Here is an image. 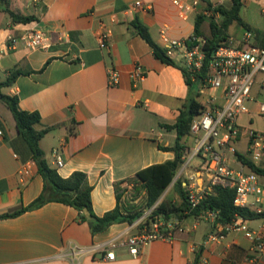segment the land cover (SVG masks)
Returning <instances> with one entry per match:
<instances>
[{"label":"crops","instance_id":"1","mask_svg":"<svg viewBox=\"0 0 264 264\" xmlns=\"http://www.w3.org/2000/svg\"><path fill=\"white\" fill-rule=\"evenodd\" d=\"M137 1L141 7L136 6ZM182 1L192 4L195 0ZM198 1V13L186 19L172 0H10L12 12L35 17L28 23H14L8 12L0 10V42H6L10 32L22 35L31 30L42 31L48 38L44 48L28 49L21 44L0 60V82L12 71L22 72L1 91L16 96L22 110L39 112L41 120L35 129L49 130L40 141L46 160L55 167L53 149L60 148L64 165L58 169L59 175L67 178L77 171L87 175L93 187V210L98 216L116 207L117 183L125 181L120 186L126 190L122 201L133 188V183L126 181L143 169L174 159L173 152L160 146H173L177 133L162 124L177 121L190 95L183 71L157 59L132 22L139 19L162 48L170 40H186L194 34L199 14L206 16L201 31L207 35V17L213 12L202 0ZM209 1L215 7L216 1ZM262 9L264 0L242 2L239 15L254 33H264ZM234 24L237 23L233 22L227 33L240 38L230 31ZM240 27L243 34L248 30ZM107 30L111 34L107 48L102 49L98 36ZM175 61L183 67L180 60ZM137 65L144 67L147 74L134 85L131 72ZM110 68L120 74L116 87L108 85ZM263 79V75L257 77L249 113L238 120L245 130L264 133V115L259 113V103L264 102ZM200 95L204 105L211 98L219 103L223 100L222 90L203 89ZM0 131L1 216L29 206L44 192L45 181L12 111L2 99ZM187 144L194 147L192 135ZM248 147L244 134L236 143L237 155L229 158L233 168L249 170L238 159V155L249 158ZM26 163H33L32 176L22 184L18 172ZM256 165L264 167V156ZM197 169L188 167L183 174L188 177ZM138 201L139 198L135 202ZM79 215L72 206L47 202L0 219V264H193L199 251L198 264H250L253 254L252 241L242 231L207 241L216 228L211 219L205 218L195 229L177 233L173 242L150 243L138 258L120 247L116 249V260L107 261L90 249L116 236L126 239L137 228L127 222L116 223L92 234ZM185 223L190 226L193 218L188 217ZM248 225L252 229L264 227V218L248 220ZM258 264H264V253Z\"/></svg>","mask_w":264,"mask_h":264},{"label":"built area","instance_id":"2","mask_svg":"<svg viewBox=\"0 0 264 264\" xmlns=\"http://www.w3.org/2000/svg\"><path fill=\"white\" fill-rule=\"evenodd\" d=\"M179 7L182 18H188L191 13H198L199 1L192 4L182 0H172ZM140 1L136 6L141 7ZM264 15V9L261 11ZM111 31L102 32L99 36L100 47L107 48V39ZM256 35L252 30H246L241 38L226 37L213 51L210 58L204 50L206 38L191 35L186 40H170L165 46L169 57L180 60L183 67L191 72L201 71L207 63L206 75L200 82V90L217 89L223 91L222 102L211 98L206 109L197 115L191 124L190 133L194 138L193 151L188 155L182 167L183 171L191 166L197 169L186 177L183 183L187 193V207L181 212V217L165 219L155 214L156 205L145 209L141 218L131 224L137 232L126 239L116 236L104 244L95 245L90 251L101 254V259L116 260V249L125 247L133 258H138L141 251L152 242H173L176 234L185 230L195 229L198 223L205 219L215 222L218 212L202 211L193 214L202 201L215 188L233 189L234 204L237 207L249 208L257 213L264 211V183L259 174L235 169L229 163L230 155H237L236 143L245 134L249 141L248 155L254 164H258L264 156V133L239 125V118L249 113V103L254 101L252 89L259 75L264 76V46L255 43ZM47 36L39 30H31L22 35L10 32L6 42H0V60L21 44L28 49H38L47 46ZM147 71L137 65L131 72L134 85L146 77ZM194 77V76H193ZM194 79V78H193ZM120 83V74L114 69L108 70V85L116 87ZM264 87V79L261 82ZM259 113L264 115V102L259 103ZM2 132L0 131V136ZM55 166L59 169L64 165L60 148L53 149ZM197 161V163H195ZM33 163H26L19 170L20 182L26 184L32 176ZM193 218V224L187 226L185 220ZM231 231H242L252 241V257L250 264H258L264 253V227L252 229L248 219L241 215L226 224H220L211 233L207 241H217ZM83 250H81L82 252Z\"/></svg>","mask_w":264,"mask_h":264},{"label":"trees","instance_id":"3","mask_svg":"<svg viewBox=\"0 0 264 264\" xmlns=\"http://www.w3.org/2000/svg\"><path fill=\"white\" fill-rule=\"evenodd\" d=\"M202 1L207 4L206 8L208 10H211L215 14L220 13L223 17L220 24L213 21L210 22V36L203 34L201 31V26L206 16L204 14H199L195 21L193 35L206 38L204 50L207 53V57L210 58L219 44L229 36L227 35V30L233 22H236L238 25L248 30H250V28L243 22L239 15L243 0H232L229 8L225 6L213 7V4L209 0ZM9 3L10 0H0V10L8 12L12 18V22L28 23L35 20L34 16H23L12 12L9 9ZM132 25L136 29L138 35L152 47L153 54L157 59L167 65L176 66L183 71L186 82L190 87L188 103L185 108L180 111L177 121L173 125L162 124V127L167 130H175L177 133V138L173 146H160V149L164 151L173 152L175 154L174 159L143 169L139 171L133 179L126 181L128 183H133V189L137 192L136 199L131 203L132 205L121 201L122 195H124L126 190L123 189L122 191L120 186L125 183V181L117 183L115 185L117 192L116 207L103 216L96 215L92 205L93 187L88 182L87 175L77 171L71 176L63 178L59 175L58 168L56 166H50L46 160L45 154L40 147V141L49 130L37 131L35 129L34 125L41 120L39 112L22 110L16 96L6 95L1 91L4 86L12 85L17 77L22 74V72L18 70L12 71L5 81L0 82V99L5 101L12 111L16 120L17 129L28 143L32 151L36 168L44 178L45 188L42 195L29 206L13 214L1 215L0 219L17 216L22 212L36 209L47 202H57L72 206L78 210L80 212V221L87 222L91 233L97 234L105 231L108 227L116 223L127 222L133 224L142 217L145 209L151 208L156 204L155 214L161 215L165 219L182 216L181 212L187 207V193L183 185L187 178L183 173L181 176H183L184 179H178L174 183L176 192L181 198L179 206L174 203L171 204L166 200L159 201V199L163 192L173 182L178 171L182 169L189 155L191 147L187 144V141L191 136L190 129L193 119L207 108L206 105L199 100V97L200 82L206 75L208 60L201 71L191 72L167 55L165 49L154 41L149 29L142 24L139 19H135ZM255 35V43L259 46H264V33L256 31ZM194 86L197 89L196 96L192 94L191 90ZM238 159L250 171L256 172L261 177H264V167L257 166L251 159L243 155H238ZM141 192L145 195V207L135 202L140 197ZM47 193H50V196L46 199ZM234 199L235 191L233 189L215 188L212 193L202 201L193 214L198 215L200 212L206 210L218 212V217L214 222V228H217L220 224L231 222L236 215H241L248 220L264 218V211L262 213H257L249 208L237 207L234 204ZM199 256L200 251L197 253L196 260L193 264L199 263Z\"/></svg>","mask_w":264,"mask_h":264},{"label":"rangeland","instance_id":"4","mask_svg":"<svg viewBox=\"0 0 264 264\" xmlns=\"http://www.w3.org/2000/svg\"><path fill=\"white\" fill-rule=\"evenodd\" d=\"M214 1H216L214 4H215V6H225V7H230L231 6V0H214ZM208 20H209V22H211V21H213V22H215V23H218V24H220L221 23V21H222V19H223V17H222V15L220 14V16H217V14H215V13H211L208 17ZM206 28H207V30H206V34H207V36H210L211 34H210V25H207L206 26ZM243 28L242 27H240V26H238L237 24H234L231 28H230V31L232 32V33H236V34H239V37L241 38L242 37V35H243ZM227 35H230V34H228L227 33ZM192 94L194 95V96H196V94H197V89H196V87L194 86L193 88H192ZM200 97H201V99H203V96H201L200 95ZM192 151H193V147H191L190 148V150H189V154H191L192 153ZM198 169H199V167H198ZM181 172H182V169H180L179 171H178V173H177V175L175 176V178H174V180H173V182L169 185V187L163 192V194H162V196L160 197V199H159V201H162V200H166V201H168L169 203H171V204H176V205H178L179 206V204H180V202H181V198L179 197V195H178V193L176 192V189H175V185H174V183L178 180V179H184V177L183 176H181L182 174H181ZM184 175V174H183ZM186 177V176H185ZM136 194H137V192H136V190H134L133 188L132 189H130V191L125 195V198H123V202H126L127 204H129V205H132L131 203H133L132 201H134V199H136ZM143 193L141 192L140 193V196L142 195ZM144 195V194H143ZM136 203H138V205H141V206H143V207H145V195L142 197V198H140L139 197V201L138 202H136ZM142 207V208H143Z\"/></svg>","mask_w":264,"mask_h":264},{"label":"water","instance_id":"5","mask_svg":"<svg viewBox=\"0 0 264 264\" xmlns=\"http://www.w3.org/2000/svg\"><path fill=\"white\" fill-rule=\"evenodd\" d=\"M49 196H50V193H47V194H46V199L49 198Z\"/></svg>","mask_w":264,"mask_h":264}]
</instances>
